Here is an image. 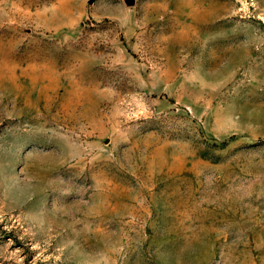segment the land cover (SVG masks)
Returning a JSON list of instances; mask_svg holds the SVG:
<instances>
[{"label": "rangeland", "instance_id": "374dc122", "mask_svg": "<svg viewBox=\"0 0 264 264\" xmlns=\"http://www.w3.org/2000/svg\"><path fill=\"white\" fill-rule=\"evenodd\" d=\"M0 264H264V0H0Z\"/></svg>", "mask_w": 264, "mask_h": 264}]
</instances>
